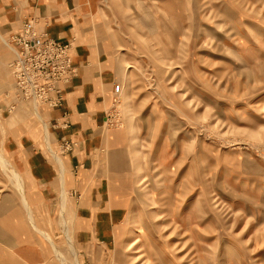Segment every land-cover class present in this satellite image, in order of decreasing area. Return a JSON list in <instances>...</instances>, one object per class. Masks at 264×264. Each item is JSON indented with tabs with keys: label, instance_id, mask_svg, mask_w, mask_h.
<instances>
[{
	"label": "rangeland",
	"instance_id": "rangeland-1",
	"mask_svg": "<svg viewBox=\"0 0 264 264\" xmlns=\"http://www.w3.org/2000/svg\"><path fill=\"white\" fill-rule=\"evenodd\" d=\"M98 2L122 65L105 129L126 152L127 218L114 248H81L60 207L22 211L28 246L40 264H264V0ZM6 157L3 209L23 205Z\"/></svg>",
	"mask_w": 264,
	"mask_h": 264
},
{
	"label": "crops",
	"instance_id": "crops-1",
	"mask_svg": "<svg viewBox=\"0 0 264 264\" xmlns=\"http://www.w3.org/2000/svg\"><path fill=\"white\" fill-rule=\"evenodd\" d=\"M98 4V0H0V150L21 178L23 198L22 206L0 208V215L9 214L10 226L4 233L0 223V264L42 262L41 253L28 246L29 220L23 221L22 211L51 215L60 207L58 211L72 215L67 228H72L81 248H114L127 218L125 186L119 176L126 152L105 129L115 85L120 86L118 98L123 89L122 65L112 52L116 34ZM31 18L40 31L71 44L76 73L64 85V99L56 107L19 102L8 93L15 58L10 38ZM29 105L44 114L41 126L26 114ZM106 149L104 162L100 154ZM6 246L15 249V256L3 253Z\"/></svg>",
	"mask_w": 264,
	"mask_h": 264
},
{
	"label": "built area",
	"instance_id": "built-area-1",
	"mask_svg": "<svg viewBox=\"0 0 264 264\" xmlns=\"http://www.w3.org/2000/svg\"><path fill=\"white\" fill-rule=\"evenodd\" d=\"M15 51L11 63L13 95L19 102L56 107L64 99V85L75 75L70 43H60L40 31L36 19L23 21L10 38ZM120 86L115 85L114 99Z\"/></svg>",
	"mask_w": 264,
	"mask_h": 264
},
{
	"label": "bare ground",
	"instance_id": "bare-ground-1",
	"mask_svg": "<svg viewBox=\"0 0 264 264\" xmlns=\"http://www.w3.org/2000/svg\"><path fill=\"white\" fill-rule=\"evenodd\" d=\"M14 175L18 178V187H19V189L21 190L22 189V181H21V178H20V176L18 175V173L16 172V171H14ZM147 205H152V202H147ZM153 210V209H152ZM135 237H133V238H131L129 241H128V243H129V245H130V247L133 245V244H135ZM52 240V239H51ZM176 249V248H175ZM137 251H139V250H137ZM165 254V253H164ZM161 256V255H160ZM76 261V260H75ZM189 261L190 260H187L186 262H185V264H189Z\"/></svg>",
	"mask_w": 264,
	"mask_h": 264
}]
</instances>
